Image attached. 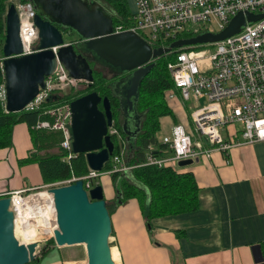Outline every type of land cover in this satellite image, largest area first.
Wrapping results in <instances>:
<instances>
[{"label": "water", "instance_id": "water-1", "mask_svg": "<svg viewBox=\"0 0 264 264\" xmlns=\"http://www.w3.org/2000/svg\"><path fill=\"white\" fill-rule=\"evenodd\" d=\"M29 1L35 9L33 21L38 30L33 52L22 53L15 4L10 2L5 12L1 71L4 107L8 112L22 111L39 89L45 87V78L54 73L59 61L70 76L88 85L97 67L106 68L114 77L126 73L114 87L120 85L122 99L118 105L125 111L128 107L126 114L129 115L135 108L141 81L154 59L184 46L223 40L238 33L246 23L263 17V13L239 11L219 31L205 30L177 38L165 46L152 47L132 30L113 32L112 17L97 0ZM66 37L69 42H65ZM59 99L60 95L52 94L46 100ZM70 112V122L66 124L70 151L84 154L89 170L101 172L114 149L109 131L113 126L110 99L91 91L72 99ZM134 114L135 111L130 116ZM127 118L122 130L129 141L139 127L137 122L131 130ZM135 118L136 115L134 121ZM191 162L192 159H182L177 165ZM47 191L52 194L55 211L54 244L58 247L83 245L86 264H115L109 244L112 223L102 185L96 183L86 189L83 179L78 178L69 184L49 187ZM10 204L8 196H0V264H27L39 255V244L24 243L15 236V215Z\"/></svg>", "mask_w": 264, "mask_h": 264}, {"label": "built area", "instance_id": "built-area-1", "mask_svg": "<svg viewBox=\"0 0 264 264\" xmlns=\"http://www.w3.org/2000/svg\"><path fill=\"white\" fill-rule=\"evenodd\" d=\"M13 1L19 17L22 53L33 52L38 40V30L33 21L35 9L30 1ZM134 2L132 25L128 28L113 27V32L132 30L152 47L165 46V42L179 38L184 32L219 31L239 11L263 13L262 18L246 23L238 33L223 40L184 46L176 51L175 58L167 63L173 87L165 91V99L178 97L185 104L189 109L187 122L173 124L168 135L163 136L161 144L164 146L163 151L168 154L155 156L152 154L153 147L149 146L144 164L161 167L171 165L168 162L209 156L212 151H220L228 161L229 151L233 147L264 141V0ZM213 20L216 27L212 25ZM53 50L56 51V47ZM2 59L3 56L0 57V69ZM81 85H87V82L70 76L58 61L54 73L45 78V87L40 88L23 109L40 108L47 116V119L38 121L34 128L62 133L59 147L68 151L64 159L75 155L70 151V137L66 128L71 118L70 102H60L59 99L52 101L49 106H45V102L52 94L63 96L70 88L75 90ZM0 99L5 103L3 84L0 86ZM110 133L113 132L110 130ZM131 168L120 156L115 155L112 157L111 169L102 173L124 172ZM99 174L90 170L81 177L84 187L90 188L92 179ZM72 180L41 187L69 184ZM41 187L11 190L3 194L10 198V207L15 215L14 225H17L18 219L22 227L20 219L31 221L35 218L33 215L36 210L48 207L34 202V193ZM45 230L42 233L50 235L46 240L52 238L53 226L48 225ZM35 238L36 234L31 237L33 240ZM46 240L36 242L39 244Z\"/></svg>", "mask_w": 264, "mask_h": 264}, {"label": "crops", "instance_id": "crops-1", "mask_svg": "<svg viewBox=\"0 0 264 264\" xmlns=\"http://www.w3.org/2000/svg\"><path fill=\"white\" fill-rule=\"evenodd\" d=\"M125 1L132 14L134 0ZM165 103L171 111L168 135L173 124L187 122L189 109L178 97ZM11 138V146L0 148V196L47 185L37 163H20L35 151L27 124H15ZM187 165L171 166L193 174L199 188L194 210L145 221L135 199L114 207L109 244L119 264H264V141L233 147L228 161L212 151ZM101 185L105 199H113L111 180ZM69 247L50 246L39 264H86L85 248Z\"/></svg>", "mask_w": 264, "mask_h": 264}, {"label": "trees", "instance_id": "trees-1", "mask_svg": "<svg viewBox=\"0 0 264 264\" xmlns=\"http://www.w3.org/2000/svg\"><path fill=\"white\" fill-rule=\"evenodd\" d=\"M19 1L27 2L29 0ZM102 1L101 4L112 17L113 27L122 26L123 28H128L132 25V14L129 13L125 0ZM10 2L12 1L0 0V57L3 56L5 12ZM199 32L201 31L184 32L180 34L179 38L190 37ZM170 42L167 41L164 44L167 45ZM177 50L154 59L153 66L142 79L139 95L135 103V109L140 116L138 121L139 130L134 138L129 141H127V135L122 130L121 119L119 118L121 113L119 105L114 100L113 79L111 77L106 78L98 67L93 70V81L91 84L76 89L74 93L65 94L60 99V102H70L72 99L91 91H95L101 96H107L110 99L113 112L112 127L117 133H111V139L114 143L113 153L101 172L111 169L112 157L115 155L120 156L128 166H132L131 169L124 172L109 174L115 191L113 202L122 204L128 199H135L145 221L181 211H191L198 207L199 188L192 173L177 172L171 165L158 167L144 164L149 145H162L158 143L157 138V131L160 128L159 118L171 115V111L164 101L163 93L173 87L172 79L167 70V63L175 58ZM2 84L3 75L0 69V86ZM52 101L55 100L46 101L45 106H49ZM99 107L102 108V105L99 104ZM44 119H47V116L40 108L8 112L0 99V148L11 146L13 126L19 122H24L28 126L35 151L30 152L29 156L21 159L20 163H37L43 184H51L66 179H73L70 182L72 183L78 178L86 176L90 170L84 154H75L69 159H64L68 151L59 147V142L62 139L60 131L34 128L38 121ZM167 153L163 149L152 150V154L155 156H163ZM107 206L109 213H111L112 210L108 202ZM54 245L53 239L49 238L43 248L39 250V255L27 264H39L46 251L50 249V246L54 247Z\"/></svg>", "mask_w": 264, "mask_h": 264}, {"label": "rangeland", "instance_id": "rangeland-1", "mask_svg": "<svg viewBox=\"0 0 264 264\" xmlns=\"http://www.w3.org/2000/svg\"><path fill=\"white\" fill-rule=\"evenodd\" d=\"M10 1H13V0H10ZM14 2V1H13ZM212 25H213V27H216L217 26V24H216V22H215V20H213L212 21ZM200 25H197L196 27H199ZM65 42H69V38L68 37H66L65 38ZM103 74V73H102ZM104 76H106V78H110L106 73L105 74H103ZM83 86H86V85H81V87H78V88H83ZM77 88V89H78ZM76 90V89H75ZM74 89H71L70 88V90H68L67 92H66V94H69V93H71V92H73L74 93V91H75ZM72 93V94H73ZM76 93V92H75ZM163 98H164V101H165V92L163 93ZM117 102V101H116ZM120 116V115H119ZM169 124H171V120H170V118L166 115V116H163L162 118H161V129L160 130H158V132H157V138L159 139V140H162V138H163V136H164V134L166 133V131H167V128L169 127ZM237 127H238V125H237ZM112 131V132H116V130L113 128V127H111L110 129H109V131ZM111 134V133H110ZM168 164H171V165H176V162L175 161H173V162H168ZM188 165H186L185 167H187ZM110 180H111V178H110V175L109 174H104V173H102V172H100V174H99V176H97V177H94L93 179H92V184L94 185L95 183H99V184H101V183H105V182H110ZM111 185H112V182H111ZM111 188L112 189H114V187H113V185L111 186ZM48 188L47 187H41L39 190H36L35 191V195H37V194H39V192H41V191H45V190H47ZM113 193H114V191H113ZM34 198V197H33ZM35 199V198H34ZM107 202H108V204H109V207H110V209L111 210H114V207L115 206H118V204L119 203H117V202H113V199H108L107 200ZM39 203V205H43L44 204V206H45V204L46 205H48L45 201H42V202H38ZM46 208V209H45ZM46 210V218L47 219H49V223H48V225L49 226H53V214L47 209V207H42V210ZM39 218V217H38ZM20 221H21V224L23 225V220L22 219H20ZM41 224H43V219L41 220ZM34 223V222H33ZM41 224H39L38 226H36L35 227V229H36V231H35V233H33V234H36V238L34 239V240H30L29 242H31V241H36V240H42V239H45L46 240V238L48 237V236H50L49 234H44V233H42V232H44L43 231V227L44 226H42ZM56 228V227H55ZM46 231V230H45ZM15 236L18 238V240L19 241H21V242H24V241H26L28 238L26 237V239L24 238V236H23V230H22V227H21V225L19 224V222L17 223V226L15 227ZM48 240V239H47ZM46 240V241H47ZM46 241H41V242H39V250H41L42 248H43V246H44V244L46 243ZM24 243H28V242H24ZM83 245H73V246H70L69 248H72L73 250H80V249H83ZM52 255H55V254H52Z\"/></svg>", "mask_w": 264, "mask_h": 264}, {"label": "bare ground", "instance_id": "bare-ground-1", "mask_svg": "<svg viewBox=\"0 0 264 264\" xmlns=\"http://www.w3.org/2000/svg\"><path fill=\"white\" fill-rule=\"evenodd\" d=\"M34 202H42L45 201L48 204L47 209L53 214V220L55 215H54V207H53V202H52V195L50 192L48 191H41L39 192V194L34 196ZM48 198H50V200H48ZM46 209V208H45ZM36 210L35 211V215H33V217H35L33 220H23V225H22V230H23V236L26 239V237L28 238L26 241L24 242H29L31 240V237L34 235L33 233H35L36 229L35 227L38 226L39 224H41V220L43 219V224H41L42 226H44L43 231H45V229L48 226L49 223V219H47L46 216V210ZM39 217V218H38ZM16 222L18 223V219H16ZM34 222V223H33ZM16 223V224H17ZM53 223V230L56 227L55 221L52 222ZM17 225H15L16 227ZM33 240V239H32ZM111 255H112V259L114 260L115 264H119V260L117 258V254L115 252V250L112 248L111 249Z\"/></svg>", "mask_w": 264, "mask_h": 264}, {"label": "flooded vegetation", "instance_id": "flooded-vegetation-1", "mask_svg": "<svg viewBox=\"0 0 264 264\" xmlns=\"http://www.w3.org/2000/svg\"><path fill=\"white\" fill-rule=\"evenodd\" d=\"M98 68H99V70L102 71L103 74L106 73L109 77H111V79H113L112 80V83H113L112 84V88H113V96L115 97L114 100L117 101V103L120 105V101L122 99V96H121V88H120V85H117V87H114V86H115V83L121 77H123L126 73L114 77L111 74H108V70L106 68H102V67H98ZM122 103H123V105L125 107H127V101L125 99H123ZM120 111H121V113H120L119 118L121 119V126H123V124L125 123L126 118L129 116L127 118V120H128V126L131 128V130H133V128L135 127V124L139 121V117H140L139 114L137 113L136 109L135 108L133 109V111L136 112V114H134V115H136V118H135L136 120L135 121L133 119L134 115H132V117L130 116L133 113V111L132 112H129V115L126 114L129 111V108L128 107H127L126 111L123 109V107H121ZM132 124H133V126H132ZM116 133H117V131H116Z\"/></svg>", "mask_w": 264, "mask_h": 264}]
</instances>
